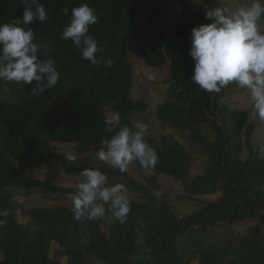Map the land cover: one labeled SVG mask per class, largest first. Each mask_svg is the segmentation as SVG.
I'll list each match as a JSON object with an SVG mask.
<instances>
[{"label": "trees", "instance_id": "trees-1", "mask_svg": "<svg viewBox=\"0 0 264 264\" xmlns=\"http://www.w3.org/2000/svg\"><path fill=\"white\" fill-rule=\"evenodd\" d=\"M172 1L39 0L49 19L29 27L40 45L39 58L52 59L60 79L39 96L31 94L33 81L0 100V210L9 213L0 217L7 220L0 227V264H180L188 258L197 264H264V157L252 141L249 112L222 105L226 88L208 93L192 82L191 29L210 21L197 10L169 21ZM82 3L98 17L89 34L98 42L100 65L82 59L80 49L61 38L72 7ZM24 7L21 0H0V24L22 19ZM63 8L69 9L67 15ZM134 46L148 64L169 66L168 76L159 77L164 92L154 106L164 132L160 138L145 133L158 163L151 171L135 163L157 178L152 186H159L160 175L179 181L182 198L201 202L193 213L179 214L159 189L96 155L85 156L100 150L101 140L112 135L106 131V115L119 112L121 124L131 126L149 107L148 95L138 93L142 98L137 99L131 93ZM109 57L111 67L104 62ZM176 133L207 155L201 174L192 175L188 147ZM53 142L72 143L78 160L68 164L66 153L56 151ZM40 166H56L74 177H82L85 168H99L110 184L123 183L141 197L130 199L131 211L122 223L110 211L102 218L76 221L72 207L58 202V194H74L76 187L40 177ZM21 190L27 194L24 201L18 198ZM213 195L217 197L209 199ZM251 222H256L251 236L218 232ZM195 227L194 232L203 230L201 238L192 232ZM52 244L66 257H58Z\"/></svg>", "mask_w": 264, "mask_h": 264}, {"label": "clouds", "instance_id": "clouds-1", "mask_svg": "<svg viewBox=\"0 0 264 264\" xmlns=\"http://www.w3.org/2000/svg\"><path fill=\"white\" fill-rule=\"evenodd\" d=\"M21 3L25 6L22 19L13 18L0 24V80L24 84L35 81L31 94L39 96L56 86L60 79L55 62L39 58L40 45L34 42V31L29 27L36 20L46 22L49 16L39 0H21ZM61 11L65 15L69 13L68 8ZM97 19L95 9L88 3L74 6L61 33V38L71 40L80 49L82 59L92 65H100L103 60L97 58L100 48L96 38L89 34L90 26L96 24ZM205 19L210 23L191 29L188 55L194 61L192 82L208 93H220L230 84L246 89L256 115L264 121V0H248L238 7L205 6ZM104 62L107 67L113 64L110 57ZM137 66L138 62L133 61V85ZM132 93L135 94L134 87ZM104 123L106 131L112 135L101 140L97 153L100 161L122 173L136 161L146 170L155 169L159 157L145 140L148 131L145 122L122 125L120 113L114 111L105 116ZM258 151L264 157V144L259 145ZM65 159L72 164L78 156L69 152ZM80 175L83 180L70 197L73 219L94 220L110 211L116 220L124 222L131 211L127 187L123 183L110 184L109 177L99 168H85ZM8 215L6 209L0 210V217ZM6 223V219H0V227Z\"/></svg>", "mask_w": 264, "mask_h": 264}, {"label": "rangeland", "instance_id": "rangeland-1", "mask_svg": "<svg viewBox=\"0 0 264 264\" xmlns=\"http://www.w3.org/2000/svg\"><path fill=\"white\" fill-rule=\"evenodd\" d=\"M224 5L230 6V7H238L241 5H244L248 2V0H220ZM205 5L202 0H173L168 8H167V19L169 21H175L178 17H183L185 15L186 10H197V11H205ZM210 7V6H209ZM264 26V25H262ZM133 51V59H132V47L130 49V58L133 61L138 62L137 66V77H136V83L133 85L135 94H145L144 96L148 95L147 100L149 103V107L143 111L142 114L135 117L136 121H142L145 122L148 125V131L146 132L147 135H152L156 137H161L162 133L164 132V128L162 126V123L157 118L156 113H154V106L157 102V98L159 100H162L163 97V87L164 82L159 80L160 76H164L166 78L168 74V67L167 65H164L163 67H158L155 65H150L144 60V58L141 56L139 51L135 49L134 46ZM163 78V77H162ZM132 81H134V73L132 76ZM21 83L16 82H8L5 80H0V99L7 101L10 97L11 91L14 87L18 86ZM132 87V89H133ZM132 93V92H131ZM135 94L132 93V96L134 98L140 99L142 96H135ZM224 94V95H223ZM223 97L221 100L222 105L230 107V108H239L248 110L250 121L253 124V132L251 135L252 141L254 145L259 148L260 144H264V121H261L258 116L256 115L252 103L250 101L249 93L246 89L241 88L235 84L229 85L222 93ZM151 100V102H150ZM134 122V123H135ZM176 135L181 139L180 134L176 133ZM184 146L187 148L190 156H191V165H192V175L201 174L204 170L205 164L207 162V155L203 152H201L197 147H194L191 143L188 141L181 139ZM185 141L187 142L185 145ZM54 143V149L58 152L63 153H74V150L72 149V143H64V142H53ZM167 144V143H165ZM99 150L93 149L85 154L86 158L90 159L89 155L97 156ZM129 174L138 180H140L143 183H147L152 186L153 183L156 182V177L154 179H151L153 176H150L149 173L139 169L135 162H133L128 170ZM37 172L40 177L43 178H50L54 180L57 183L66 185V186H73L76 187V185L83 180L82 177H74L69 174H67L63 169H60L56 166L51 167H44L41 168V166L37 169ZM35 172L34 175L37 173ZM159 186H152L154 189H159L163 192L164 195L168 198L169 203L172 205V207L179 213H184L185 215L193 213L201 204L199 200H190L182 198L181 194H183L182 184L179 181L173 180L171 177H168L166 175H160L158 179ZM128 189V188H127ZM27 189H24V192ZM158 191V190H157ZM22 193L19 195V199L24 201L27 198V194ZM128 196L129 199H139L141 196L137 192L131 191L128 189ZM71 195L70 193H64V194H58L60 197L58 202L59 204H63L65 206H71ZM37 194H33V197H36ZM217 197V195H213L209 197V199H214ZM45 202H49L48 197L45 196L44 198ZM252 223V222H251ZM248 223L247 225L242 226H234L232 228H221L218 230L220 233H225L228 235H231L233 232L237 233L239 231L246 232L247 235L251 236L253 233L250 231L251 226L256 224V222H253L252 224ZM198 227L191 228L192 232L200 236L203 233V230H197L193 231L194 229H197ZM190 234V232H189ZM188 234V235H189ZM199 238V239H200ZM198 239V240H199ZM196 243L193 247L191 243V248L195 249ZM53 251L56 252L55 254L60 258H65V253L59 250L57 252L58 246L55 244H52ZM199 252H197L198 254ZM196 255V252L189 251L188 255ZM181 255L187 256V252L182 253ZM95 264H101L100 261H95ZM153 264V263H150ZM180 264H197L195 261V258H188L187 260H184L180 262Z\"/></svg>", "mask_w": 264, "mask_h": 264}]
</instances>
